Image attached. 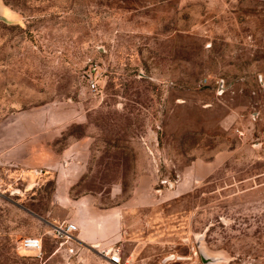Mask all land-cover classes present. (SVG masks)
<instances>
[{
  "label": "rangeland",
  "instance_id": "1",
  "mask_svg": "<svg viewBox=\"0 0 264 264\" xmlns=\"http://www.w3.org/2000/svg\"><path fill=\"white\" fill-rule=\"evenodd\" d=\"M83 137L87 189L183 176L125 214L124 258L264 264V0H0V264H109L53 230L43 164Z\"/></svg>",
  "mask_w": 264,
  "mask_h": 264
},
{
  "label": "crops",
  "instance_id": "2",
  "mask_svg": "<svg viewBox=\"0 0 264 264\" xmlns=\"http://www.w3.org/2000/svg\"><path fill=\"white\" fill-rule=\"evenodd\" d=\"M87 139L83 137L74 145L64 148L61 152L62 156L66 157L63 163L60 162L62 160L57 159L43 165L56 168L52 203L67 212L63 221L75 223L76 229L73 235L78 241L96 247L101 254L109 248L124 245L126 239L128 242L132 241L129 230L124 228L127 212L146 209L177 196L183 192L185 183L182 176L174 187L156 191V179L152 171V174L136 175L133 188L131 187L126 193L123 180L119 178L109 182L102 180V186L96 190L87 189L85 183L93 175L96 167L95 163L92 165L95 155L87 154L84 149L87 146L84 145ZM14 160L21 162L24 159ZM35 213L46 222H53L56 219L52 217L48 219L44 212ZM145 236L147 237L146 233ZM128 258L132 261V256ZM132 263L135 264L134 261Z\"/></svg>",
  "mask_w": 264,
  "mask_h": 264
},
{
  "label": "built area",
  "instance_id": "3",
  "mask_svg": "<svg viewBox=\"0 0 264 264\" xmlns=\"http://www.w3.org/2000/svg\"><path fill=\"white\" fill-rule=\"evenodd\" d=\"M93 85H95V83ZM75 229L76 225L71 221H63L61 223L53 224V230L55 233L65 239L74 237L73 231ZM19 247L24 249H33L40 253L43 250V241L40 236L27 235L20 239ZM101 254L109 264H133L129 258L123 257L120 249L109 248L104 250Z\"/></svg>",
  "mask_w": 264,
  "mask_h": 264
},
{
  "label": "water",
  "instance_id": "4",
  "mask_svg": "<svg viewBox=\"0 0 264 264\" xmlns=\"http://www.w3.org/2000/svg\"><path fill=\"white\" fill-rule=\"evenodd\" d=\"M89 246L93 247L92 245H89ZM202 257H203L204 260L209 259V261H211L212 259H215L214 257L212 258V257H208V256H205V255H203Z\"/></svg>",
  "mask_w": 264,
  "mask_h": 264
}]
</instances>
